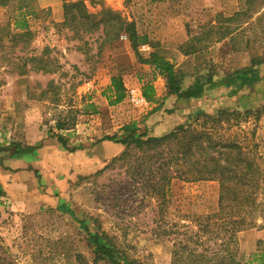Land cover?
Returning <instances> with one entry per match:
<instances>
[{
    "label": "rangeland",
    "instance_id": "1",
    "mask_svg": "<svg viewBox=\"0 0 264 264\" xmlns=\"http://www.w3.org/2000/svg\"><path fill=\"white\" fill-rule=\"evenodd\" d=\"M18 5L14 0L9 7L0 6L2 25L18 14ZM30 5L35 13L27 17L30 32L26 36L0 33V150L16 143L22 148L32 142L42 146L40 138L56 147L45 166L32 172L35 207L17 209L12 198L18 192L0 193V252L15 264H111L106 258L96 260L98 240L93 235L99 234L101 242H113L116 253L126 259L171 264L172 241L153 230L156 200H148L123 162L115 160L126 145L118 142L122 151L110 156L107 146L116 141L107 137L125 138L123 126L134 122L148 136H163L180 124L199 127L202 114L217 116L220 109H262L264 63L258 66L263 78L236 95L230 94L232 87L222 77L249 65L253 46L258 52L264 49V20L258 27L249 20L243 36L250 39V48L234 51L230 39L217 41V28L224 17L242 8V0H31ZM84 8L94 16L91 22L81 15ZM106 9L135 23L142 38L136 46L129 32H122L113 42L99 37L105 25L97 26V22ZM68 12L75 15L69 21ZM238 25L230 22V28L237 29L234 35L241 30ZM211 26L214 30L208 33ZM8 28L13 30L12 25ZM122 34L128 39H121ZM142 44L150 49L143 51ZM154 51L175 65L184 86L198 73L209 72L217 84L192 101L169 98L156 113L152 104L135 106L127 96L112 104L105 92L113 76H122L125 87L142 89L155 79L148 67H141L142 60ZM34 56L36 60L30 61ZM162 77L165 83L158 86L168 90ZM88 102L95 104L97 112L87 109ZM70 119L73 122L67 123ZM146 121L152 122L150 131ZM58 122L67 124L60 128ZM234 122L212 128L216 135H248L259 144L263 159L259 160L262 175L257 200L264 201V112L257 119L250 115ZM59 135L68 147L58 141ZM171 188V219L186 221L187 215L218 209L217 180H174ZM38 190L50 201L37 203ZM257 217L258 224H264L262 214ZM238 240L241 263L259 264L253 255L259 240H264V229L241 231Z\"/></svg>",
    "mask_w": 264,
    "mask_h": 264
},
{
    "label": "trees",
    "instance_id": "2",
    "mask_svg": "<svg viewBox=\"0 0 264 264\" xmlns=\"http://www.w3.org/2000/svg\"><path fill=\"white\" fill-rule=\"evenodd\" d=\"M14 0H0V6H10ZM19 5L12 21L6 25L0 23V33L12 38L26 36L30 32L27 17L35 13L31 0H18ZM27 2V3H26ZM243 6L233 15L223 18L222 26L217 30L220 36L217 41L230 39L234 43V51L250 48V39L243 36L246 24L258 27L264 20V0H242ZM86 21L94 18L86 8L81 14ZM74 18L67 13V20ZM96 17V16H95ZM97 26L103 22V37L105 42H113L120 37L122 32H129L134 38L133 43L142 40L137 34L135 23L118 12L106 9L102 12ZM239 22V32L230 28V22ZM99 23V24H98ZM228 23V24H227ZM107 24L109 27L107 28ZM12 25V29L8 26ZM4 26H7L6 28ZM95 26V27H97ZM15 30V31H14ZM214 30L211 26L208 33ZM238 36V38H237ZM4 37V36H3ZM98 37V38H99ZM0 39L1 36H0ZM245 41L244 47L241 45ZM249 65L236 68L228 72L223 81H226L231 95H236L263 77L259 74L258 66L264 63V49L260 52L253 46ZM255 51V52H254ZM36 60V56L30 61ZM159 71L167 81V95L178 98H198L207 87L217 84L212 73H198L189 85H183V76L176 70L175 65L163 55L154 51L150 57L142 60ZM34 68V67H33ZM106 95L112 104L122 102L127 96L126 87L122 76L112 77L111 85L106 90ZM144 94L148 100L153 99L152 87L147 86ZM87 109L97 112L95 104L88 102ZM264 112V107L256 110L220 109L217 116L202 114L203 122L197 127L192 124H180L163 136H148L141 132L138 124L131 123L123 126L127 133L125 138L118 140L115 136L107 137L109 140L126 145L125 151L115 160H120L126 167V173L139 184L142 191H146L148 200H156L154 210V232L158 237L172 241L171 264H242L239 259L238 234L250 228L264 229V224H258V215L264 217V201L258 202L257 195L261 186V170L259 160L263 155L259 151V144L245 135L244 138H229L216 135L212 126L221 123H237L255 115V119ZM73 120H67L72 123ZM212 123L209 125L208 123ZM66 122H58V127H63ZM66 123V124H67ZM59 142L68 147L67 140L58 136ZM35 147L22 149V152L32 151ZM174 180L203 181L217 180L220 183V196L218 209L215 212L187 215L184 218H170L169 207ZM137 186V185H136ZM135 186V187H136ZM137 188V187H136ZM150 201V203H151ZM152 204V203H151ZM153 206V207H154ZM98 240L97 256L106 258L111 264H140L135 260L124 258L116 253L117 248L113 242H101V235H93ZM100 242V243H99ZM258 250L253 259L264 264V240H259ZM0 264H15L14 261L0 252Z\"/></svg>",
    "mask_w": 264,
    "mask_h": 264
},
{
    "label": "crops",
    "instance_id": "3",
    "mask_svg": "<svg viewBox=\"0 0 264 264\" xmlns=\"http://www.w3.org/2000/svg\"><path fill=\"white\" fill-rule=\"evenodd\" d=\"M142 66L146 69L148 67V69H150V72H152L155 78L152 82H147L150 85L143 84V89H145L147 86L152 87L153 99L150 102L152 106L155 107L153 109L155 113L161 112L162 106L164 105L161 102L169 103V98L173 99L174 101L178 97L174 95L168 96L167 88L163 86H158L159 83L161 84V81L163 83L165 82L163 81L162 75L159 74L153 66L148 63H141V67ZM110 85L111 81L108 82L106 87L108 88ZM163 85L165 86V84ZM193 99L195 98L187 100L192 101ZM149 123L152 122L146 121L145 127H147L150 131L149 127L151 124ZM41 140L43 141L42 146L35 145V143L32 142L31 144H28L30 146L22 148V145L16 143L10 148L8 147L4 150H0V193L2 194L3 192L5 194V192H7L8 194H10L11 191L16 193L18 192V195L16 194L15 198H12L14 202L13 207H16L17 209H20L21 207H23V209H26L36 206V200H32L31 194V191L34 189L32 188V186H34L33 184H35L32 172L35 173L37 169L44 167L45 164L49 161V158L52 153L55 152L53 149H55L54 147H56V144H54V146L53 144L50 145L49 143L45 144V142H48L46 138H40L39 141ZM32 146L35 147L32 151H21L22 149H27ZM107 147L111 149L110 156L119 155V153L122 151V145H120L118 142L111 143ZM80 153L85 154L84 152ZM37 182V184H39V179ZM37 200V203L40 204L50 201L49 197L45 198L44 194L40 191L38 192Z\"/></svg>",
    "mask_w": 264,
    "mask_h": 264
},
{
    "label": "built area",
    "instance_id": "4",
    "mask_svg": "<svg viewBox=\"0 0 264 264\" xmlns=\"http://www.w3.org/2000/svg\"><path fill=\"white\" fill-rule=\"evenodd\" d=\"M121 39H128V35L122 34ZM141 48L143 49V51H148L150 49V46L148 44H142ZM126 92L127 97L135 106L147 107L151 104L150 100H148V98L145 96L144 90L141 86H127Z\"/></svg>",
    "mask_w": 264,
    "mask_h": 264
}]
</instances>
